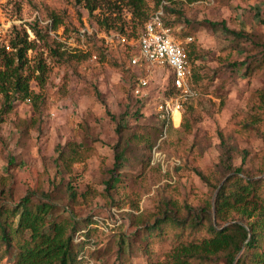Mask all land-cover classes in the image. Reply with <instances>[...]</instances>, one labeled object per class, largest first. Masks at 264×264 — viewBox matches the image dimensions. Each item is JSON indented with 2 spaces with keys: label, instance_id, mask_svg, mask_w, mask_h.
<instances>
[{
  "label": "rangeland",
  "instance_id": "rangeland-1",
  "mask_svg": "<svg viewBox=\"0 0 264 264\" xmlns=\"http://www.w3.org/2000/svg\"><path fill=\"white\" fill-rule=\"evenodd\" d=\"M87 1L96 4L91 13ZM178 1L192 38L184 43L187 36L174 37L188 49L194 45V64L208 92H195L161 126L157 105L170 68L147 65L139 56L142 25L123 3L0 0V21L10 36L25 32L32 42L25 66L32 96L20 99L0 90V206L32 192L35 200L55 202L58 218L96 214L104 232L95 264H146L137 216L152 219L163 196L193 205L213 199L217 188L198 172L209 174L224 149L230 148L234 165L246 152L243 167L264 166V113L259 125L251 120L257 91L264 90V64L257 60L264 51V0ZM53 16L60 22L51 34L64 49H83L84 58H53L30 30L34 18L46 23ZM207 21H224L248 39L234 46L228 33ZM40 61L43 72L37 69ZM142 76L147 81L139 85ZM115 145L125 148V168L107 187Z\"/></svg>",
  "mask_w": 264,
  "mask_h": 264
},
{
  "label": "trees",
  "instance_id": "trees-1",
  "mask_svg": "<svg viewBox=\"0 0 264 264\" xmlns=\"http://www.w3.org/2000/svg\"><path fill=\"white\" fill-rule=\"evenodd\" d=\"M125 5L132 17L142 25L159 8L160 19L170 28L174 36L191 37V28L178 7V0H114ZM88 13L95 2L85 3ZM60 21L53 16L51 22L41 23L34 18L29 25L37 39L48 46L50 55L57 59L84 58L83 49L77 53L62 48V44L51 34ZM211 27L220 26L233 39L234 46L248 39L240 31L227 27L224 21H207ZM103 25L102 22L99 23ZM182 25L179 32L176 27ZM109 27L108 24L105 26ZM77 35L86 36L84 32ZM10 50L0 48V90L11 92L16 98L31 95L30 76L26 72V52L32 42L27 34L15 30L9 39ZM187 49V61L193 64L192 82L189 87L195 92L207 93L208 85L201 83L194 60L197 51L194 45ZM100 52V47L94 49ZM258 65L264 64V51ZM238 67L232 62L231 66ZM43 61L37 69L44 71ZM191 68V67H190ZM191 70V69H190ZM209 82V79H207ZM174 91L171 74L163 94ZM166 95V96H167ZM257 112L252 115L256 126L264 113V90L257 91ZM250 120V122H251ZM162 121L161 126H163ZM122 126V125H121ZM132 139V137H130ZM130 139V140H131ZM224 142V139H221ZM149 149V146H148ZM74 149H71V151ZM230 148L224 149L215 168L199 177L213 190L211 196L196 205L183 200L179 204L169 196L159 199L152 219L140 214L141 238L139 248L146 257V264H264V166L256 171L247 170L242 162L246 152L241 153V163H232ZM125 148L114 146V166L106 180L110 187L121 178L124 167ZM63 156V151L59 152ZM113 186V185H112ZM113 204L117 202L113 201ZM53 201L34 199L33 193L23 195L16 204L0 206V264H95L93 253L98 248L102 223L95 215L77 220L70 217L58 218ZM62 211H66L62 208ZM82 236L80 240H77ZM222 262V263H220Z\"/></svg>",
  "mask_w": 264,
  "mask_h": 264
},
{
  "label": "built area",
  "instance_id": "built-area-1",
  "mask_svg": "<svg viewBox=\"0 0 264 264\" xmlns=\"http://www.w3.org/2000/svg\"><path fill=\"white\" fill-rule=\"evenodd\" d=\"M160 10L144 22L143 30L137 38L139 56L147 65L166 66L170 68L172 85L174 91L172 95H162L157 105V117L161 121H166L173 117V112L180 110L183 103L195 95V91L189 87L190 67L187 61V49L184 43H188L191 37H187L183 42L177 40L169 27L165 26L160 19ZM9 32L0 21V48L10 50ZM106 40V39H105ZM130 62L133 65L139 63V58L131 56ZM146 76L138 79L139 85L146 84ZM82 236L77 238L80 240ZM92 264V262H90Z\"/></svg>",
  "mask_w": 264,
  "mask_h": 264
},
{
  "label": "bare ground",
  "instance_id": "bare-ground-1",
  "mask_svg": "<svg viewBox=\"0 0 264 264\" xmlns=\"http://www.w3.org/2000/svg\"><path fill=\"white\" fill-rule=\"evenodd\" d=\"M177 113V111H174L173 114Z\"/></svg>",
  "mask_w": 264,
  "mask_h": 264
}]
</instances>
